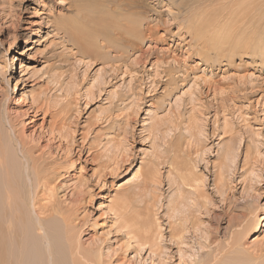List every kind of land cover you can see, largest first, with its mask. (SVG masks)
Segmentation results:
<instances>
[{"label": "rangeland", "instance_id": "rangeland-1", "mask_svg": "<svg viewBox=\"0 0 264 264\" xmlns=\"http://www.w3.org/2000/svg\"><path fill=\"white\" fill-rule=\"evenodd\" d=\"M142 2L145 34L108 47L62 28L102 0H0V130L58 164L38 202L67 208L91 264L222 263L243 230L264 264V36L187 31L230 22L221 0Z\"/></svg>", "mask_w": 264, "mask_h": 264}, {"label": "bare ground", "instance_id": "bare-ground-1", "mask_svg": "<svg viewBox=\"0 0 264 264\" xmlns=\"http://www.w3.org/2000/svg\"><path fill=\"white\" fill-rule=\"evenodd\" d=\"M102 1L106 2L101 6L102 13L93 20L87 21L85 14L79 13L71 20L65 19L62 23L65 33L69 36H82L84 39L86 37L83 34H93L92 37L102 38L106 44L114 43V34H118L119 39L126 43L131 41L130 37L145 34L139 19L142 0H131L126 8L119 7L122 9L120 11L117 7L115 8L118 10L113 8L115 5L110 7L107 0ZM221 1L223 6H234L226 13L230 22L225 21L222 24V20L217 18L213 21L211 30V26L210 29L206 27V22L200 24L198 15H189L187 31L192 34L203 29L204 34L235 32L264 36V0ZM117 11L122 18L119 16V19H115ZM234 18L232 27L236 28L233 31L229 25ZM91 22L93 27L89 30ZM224 27H228V31L220 33V29ZM16 130L14 127L10 133H2L0 130V264H63L62 256L57 250L63 244H66L64 249L71 264H91L93 257L82 251L78 245L67 208L59 201L45 205L38 202V189L57 180L60 169L58 164L44 153L35 155L34 149L25 144L26 141L21 139ZM243 231H237L239 233L231 236L229 245L231 249L235 247L234 251H231L232 255L226 256L227 260L226 257L222 259V263H217L221 260H216L213 264H253L244 256L241 257L239 252V246H242L243 238L248 232Z\"/></svg>", "mask_w": 264, "mask_h": 264}]
</instances>
